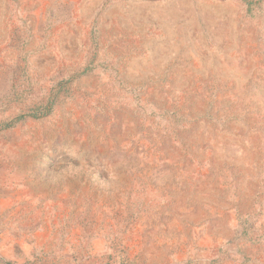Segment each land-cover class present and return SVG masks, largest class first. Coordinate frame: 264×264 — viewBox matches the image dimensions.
Masks as SVG:
<instances>
[{
    "label": "rangeland",
    "instance_id": "obj_1",
    "mask_svg": "<svg viewBox=\"0 0 264 264\" xmlns=\"http://www.w3.org/2000/svg\"><path fill=\"white\" fill-rule=\"evenodd\" d=\"M0 264H264V0H0Z\"/></svg>",
    "mask_w": 264,
    "mask_h": 264
},
{
    "label": "trees",
    "instance_id": "obj_2",
    "mask_svg": "<svg viewBox=\"0 0 264 264\" xmlns=\"http://www.w3.org/2000/svg\"><path fill=\"white\" fill-rule=\"evenodd\" d=\"M246 2H247V0H246Z\"/></svg>",
    "mask_w": 264,
    "mask_h": 264
}]
</instances>
